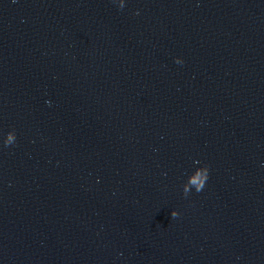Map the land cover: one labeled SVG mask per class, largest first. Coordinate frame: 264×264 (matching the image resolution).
I'll use <instances>...</instances> for the list:
<instances>
[{"label": "water", "instance_id": "1", "mask_svg": "<svg viewBox=\"0 0 264 264\" xmlns=\"http://www.w3.org/2000/svg\"><path fill=\"white\" fill-rule=\"evenodd\" d=\"M0 264H264V0H0Z\"/></svg>", "mask_w": 264, "mask_h": 264}, {"label": "clouds", "instance_id": "2", "mask_svg": "<svg viewBox=\"0 0 264 264\" xmlns=\"http://www.w3.org/2000/svg\"><path fill=\"white\" fill-rule=\"evenodd\" d=\"M172 216L175 217L176 216V213H173Z\"/></svg>", "mask_w": 264, "mask_h": 264}]
</instances>
